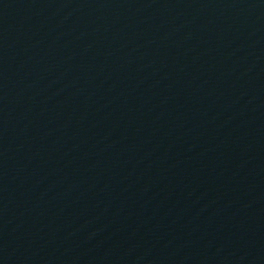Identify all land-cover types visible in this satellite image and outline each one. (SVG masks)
<instances>
[{"label": "water", "instance_id": "1", "mask_svg": "<svg viewBox=\"0 0 264 264\" xmlns=\"http://www.w3.org/2000/svg\"><path fill=\"white\" fill-rule=\"evenodd\" d=\"M85 0H0V86Z\"/></svg>", "mask_w": 264, "mask_h": 264}]
</instances>
